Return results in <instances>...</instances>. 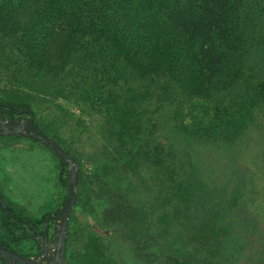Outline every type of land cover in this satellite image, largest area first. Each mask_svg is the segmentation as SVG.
<instances>
[{"label":"trees","instance_id":"trees-1","mask_svg":"<svg viewBox=\"0 0 264 264\" xmlns=\"http://www.w3.org/2000/svg\"><path fill=\"white\" fill-rule=\"evenodd\" d=\"M176 72L188 79L184 98L191 106L210 101L190 124L181 120L182 134L201 140L243 134L259 112L264 116V0H0V103L27 107L35 119V96L62 98L86 112L99 111L106 136H117L125 149L138 134L140 102H178ZM153 168L158 189L169 179L170 201L185 204L188 190L181 191L176 155L157 154ZM84 170L81 163L78 193ZM66 176L59 162L64 186ZM59 206L37 220L9 203L12 213L6 216L0 206L6 238L0 243L16 249L11 243L26 238L28 224L44 227Z\"/></svg>","mask_w":264,"mask_h":264},{"label":"rangeland","instance_id":"rangeland-1","mask_svg":"<svg viewBox=\"0 0 264 264\" xmlns=\"http://www.w3.org/2000/svg\"><path fill=\"white\" fill-rule=\"evenodd\" d=\"M175 77L178 102H140L138 134L125 149L116 143L117 136H106L99 111L35 96L37 123L85 168L84 187L69 217L67 257L72 264H168L169 259L264 264L263 113L241 135L212 134L205 140L184 135L181 120L190 124L210 101L191 106L184 98L188 79L178 72ZM174 106L180 116L173 115ZM1 152L13 155L0 159V193L14 210L37 220L62 203L67 190L58 180L59 160L46 146L4 138ZM157 154H175L181 161L185 204L170 201L169 179L158 189ZM0 237L6 239L1 228ZM11 246L19 252L35 250L29 238Z\"/></svg>","mask_w":264,"mask_h":264},{"label":"water","instance_id":"water-1","mask_svg":"<svg viewBox=\"0 0 264 264\" xmlns=\"http://www.w3.org/2000/svg\"><path fill=\"white\" fill-rule=\"evenodd\" d=\"M16 112L17 114H28L19 119H15L8 111H6V116L0 115V136L25 137L46 146L58 158L59 162L66 166L65 187L67 193L57 212L50 213L45 218L43 232L35 224L29 223L33 228L35 234L33 238L38 244L39 252L33 255H24L12 247L0 243V260L3 264H70L66 253L69 217L77 201L81 163L55 138L44 133L34 121V114L29 108H16ZM0 206L6 216L12 213L1 194ZM50 218L53 219L51 235L49 234Z\"/></svg>","mask_w":264,"mask_h":264},{"label":"flooded vegetation","instance_id":"flooded-vegetation-1","mask_svg":"<svg viewBox=\"0 0 264 264\" xmlns=\"http://www.w3.org/2000/svg\"><path fill=\"white\" fill-rule=\"evenodd\" d=\"M6 111L10 112V114L15 118V119H19L21 117H25L27 116L28 113H23V114H17L16 112V107L12 106V105H9V104H3L1 105L0 103V115L2 116H6ZM32 112V111H31ZM33 113V112H32ZM34 121L37 123L36 119H35V116H34ZM38 124V123H37ZM3 138H0V139H4V138H25V137H15V136H2ZM25 139H29V138H25ZM31 140V139H30ZM33 141V140H32ZM38 142V141H37ZM42 144V143H41ZM13 155H7L5 153H0V159H3L5 157H11L12 158ZM21 162H23L21 160ZM24 190V188H23ZM1 194V193H0ZM2 196V194H1ZM3 197V196H2ZM4 199V198H3ZM5 200V199H4ZM6 201V200H5ZM7 203V201H6ZM8 204V203H7ZM9 205H11L9 203ZM12 206V205H11ZM49 220H52V222H49V234L51 235L52 234V231H53V219L50 218ZM28 226L31 228V230L27 231V233L25 234L26 238H29L31 239L33 242H34V247H35V250L33 251L32 254H37L39 252V248H38V244L36 243V241L34 240V231H33V228L28 224ZM38 229L42 232L44 227L41 226V228L38 226ZM28 234H31L30 236ZM17 250V249H15Z\"/></svg>","mask_w":264,"mask_h":264}]
</instances>
